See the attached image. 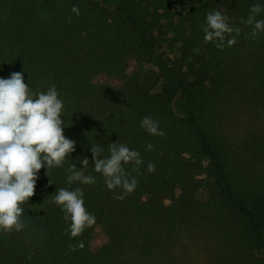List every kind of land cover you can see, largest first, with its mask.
<instances>
[{"label": "trees", "instance_id": "16d2710c", "mask_svg": "<svg viewBox=\"0 0 264 264\" xmlns=\"http://www.w3.org/2000/svg\"><path fill=\"white\" fill-rule=\"evenodd\" d=\"M185 2L178 14L176 0H119L114 9L94 0H0V78L22 72L33 91L55 84L64 134L76 142L62 167L40 170L35 195L21 205L26 227L0 230V264H264V32L252 39L251 26L240 23L264 0ZM217 3L241 29L223 49L204 39ZM168 41L181 45L174 62L164 54ZM194 49L205 54L187 66ZM178 94L185 118L174 111ZM145 116L165 135L142 129ZM114 142L144 161L139 172L125 165L138 186L122 200L113 199L123 190L107 188L91 152L98 144L107 157ZM84 157L96 183L69 186V166L81 170ZM76 187L96 223L72 237L51 195Z\"/></svg>", "mask_w": 264, "mask_h": 264}, {"label": "clouds", "instance_id": "9594fccd", "mask_svg": "<svg viewBox=\"0 0 264 264\" xmlns=\"http://www.w3.org/2000/svg\"><path fill=\"white\" fill-rule=\"evenodd\" d=\"M71 12L79 16V6L74 5ZM261 12H264V5L255 4L247 19L240 20L241 24L251 26L252 39L264 32V19H256ZM206 25L204 39L215 42L218 49H223L225 42L229 47L235 45L236 37L241 33V29L231 25L229 17L219 10L208 12ZM59 97L55 84L46 92L33 91L29 83H25L22 72H12L9 78H0V230L5 233L20 232L26 227L21 205L35 195L40 170L46 168L48 175L50 168L62 167L76 150V142L64 134L65 120L61 118L64 101ZM141 127L150 135H165L159 121L150 116L141 120ZM152 148L153 145L149 144L146 150ZM91 152L94 169L104 177L107 188L123 190L122 195H114L113 199L122 200L135 191L138 179L131 176L125 165L133 164L132 171L139 172L144 161L138 150L114 142L109 145L110 155L107 157L101 158L104 149L98 144L91 145ZM81 163V170H77L75 164L69 166V186L73 182L96 183L95 177L84 171L89 165L88 158L84 157ZM147 171L154 172L155 164L149 163ZM50 183H53L51 179ZM84 195L80 187L73 190L59 188L51 195L52 203L62 207L64 219L71 221L69 231L72 237L81 235L96 223L95 215L85 206Z\"/></svg>", "mask_w": 264, "mask_h": 264}, {"label": "rangeland", "instance_id": "374dc122", "mask_svg": "<svg viewBox=\"0 0 264 264\" xmlns=\"http://www.w3.org/2000/svg\"><path fill=\"white\" fill-rule=\"evenodd\" d=\"M97 3H100L101 5L105 6L108 9H114L115 6L118 4L119 0H94ZM206 0H191L192 6L194 8H198L200 4L204 3ZM216 6L220 9V11L222 12V14L224 13V8H221V4L217 3ZM186 2L185 0H176V11L178 14L180 13H185L186 10ZM172 35H168L167 38H170ZM164 54L165 57L168 58L169 61L174 62L178 59H180L181 57V45L180 44H173L170 43V41L166 42L164 45ZM205 51L204 49H194L192 51V57L188 58L185 61V64L188 65H192L195 63V55H199V56H204ZM184 68V71H188V67ZM174 111L176 113V115L179 118H185L187 117L188 113H187V107H186V102L185 99L182 95L178 94L177 97L174 100ZM201 178H206V176H202ZM179 191L176 192V195L178 196ZM207 197V191L206 190H202L199 192L198 194V199L200 201L205 200ZM166 205H170L171 201L170 200H166L165 201ZM102 228L100 226H96L94 228V237H95V245L96 246H100L101 245V241H102Z\"/></svg>", "mask_w": 264, "mask_h": 264}]
</instances>
